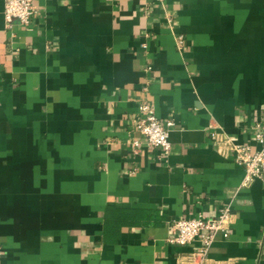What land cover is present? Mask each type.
Returning a JSON list of instances; mask_svg holds the SVG:
<instances>
[{"label":"crops","instance_id":"obj_1","mask_svg":"<svg viewBox=\"0 0 264 264\" xmlns=\"http://www.w3.org/2000/svg\"><path fill=\"white\" fill-rule=\"evenodd\" d=\"M4 4L0 264H185L172 222L228 205L208 264H264V182L242 188L212 137L262 148L264 0H37L12 28ZM144 103L168 153L136 130Z\"/></svg>","mask_w":264,"mask_h":264},{"label":"built area","instance_id":"obj_2","mask_svg":"<svg viewBox=\"0 0 264 264\" xmlns=\"http://www.w3.org/2000/svg\"><path fill=\"white\" fill-rule=\"evenodd\" d=\"M37 0H4V18L7 28L15 23L29 27L37 13ZM162 2L163 0H158ZM184 43L183 38L178 39V46ZM151 69V68H150ZM140 110L145 113L138 119L136 130L142 136L144 143L150 148H160L165 152L171 150L170 133L174 126L172 120L163 122L156 115L153 105L144 103ZM264 123L256 126V139L262 145L254 150L248 144H236L230 137L221 132H214L212 137L218 149L223 152H233L235 161L246 170L241 187H249L255 180L264 182V134L261 130ZM134 152L138 151L141 141L133 142ZM234 213L230 205L225 206L213 217L199 216L198 218H180L172 222L174 236L170 242L182 247H191L192 251L184 254L185 264H208L211 250L219 236L229 238L233 224ZM198 245L193 247V244ZM2 252L0 251V254Z\"/></svg>","mask_w":264,"mask_h":264}]
</instances>
